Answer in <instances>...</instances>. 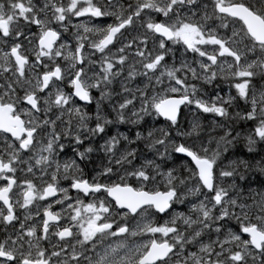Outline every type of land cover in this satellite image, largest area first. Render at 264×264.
I'll use <instances>...</instances> for the list:
<instances>
[{
	"label": "snow or ice",
	"instance_id": "snow-or-ice-1",
	"mask_svg": "<svg viewBox=\"0 0 264 264\" xmlns=\"http://www.w3.org/2000/svg\"><path fill=\"white\" fill-rule=\"evenodd\" d=\"M156 14L160 20L153 19ZM109 16L110 23H90ZM72 17L84 19L73 23ZM213 17L225 32L230 24L241 26L224 35L208 27ZM32 25L38 31L33 32ZM69 26L71 39L66 41ZM114 40L123 43L109 51ZM168 41L193 52L198 68L175 58L167 63ZM85 44L99 53L98 61L83 63ZM218 57H230L231 63ZM97 64L99 69L93 71ZM189 73L197 81L213 83L218 76L228 81L246 109L233 117L253 122L244 136L248 150L257 142L264 144V0H105L103 5L97 0H43L39 6L33 0H0V222L15 223L17 208L26 213L25 219L36 215L39 221L26 225L19 219L14 234L0 240V264H264V193L250 201L231 195L229 189L243 191L235 181L246 179L249 162L220 164L222 151L240 132L232 137L235 129L225 120L222 135L214 138L216 148H211L195 117L186 131L180 128V105L227 118V105H235L236 99L231 94H217L210 101L200 98L197 85L188 83ZM257 77L259 85L253 83ZM65 80L70 91L59 86ZM158 87L163 92L157 93ZM93 89L98 97L92 96ZM74 98L95 100V113L82 110ZM105 102L120 122L137 125L146 114L165 118L159 129L144 131L140 125L133 140L124 133L103 140L99 150L109 165L125 169L110 183L82 178L74 159L58 158V150L65 147L62 136L72 137L77 157L85 159L93 151L91 145L78 149L85 132L103 135L106 124L113 122L102 112ZM93 115L96 122L89 131ZM121 139L126 142L122 148ZM140 140L152 150L153 159L136 165L138 149L131 144ZM173 153L191 158L195 168L190 175L185 174L187 168L177 173L167 167ZM256 166L264 172V157ZM103 174L115 172L105 166ZM68 176L70 185L60 187L58 181ZM224 181L231 183L221 186ZM149 184L157 186L145 190ZM14 188L19 189L15 199ZM70 189L78 190L75 197L69 196ZM81 193L92 198L85 203ZM46 197L53 199L44 205L40 220L29 206ZM173 203L187 205V212L173 211L164 222L151 218L171 210ZM52 204L62 207L53 211ZM130 214L139 218L131 227L122 219ZM230 220L236 221V230L228 228ZM144 233L153 238L143 244H104L107 238ZM213 233L214 238L203 239ZM53 236L56 244L51 243ZM43 240L49 241V248L41 246Z\"/></svg>",
	"mask_w": 264,
	"mask_h": 264
},
{
	"label": "rangeland",
	"instance_id": "rangeland-1",
	"mask_svg": "<svg viewBox=\"0 0 264 264\" xmlns=\"http://www.w3.org/2000/svg\"><path fill=\"white\" fill-rule=\"evenodd\" d=\"M42 2H43V0H33V3H36L38 6ZM129 2H130V0H123V3H125V4H127ZM203 2H204V0H201V3H203ZM207 2L210 4L211 0H207ZM246 2L252 3L253 0H246ZM97 3L103 5L105 3V0H97ZM81 19H84V18L83 17H81V18L72 17L73 23L78 22ZM153 19L154 20H160L161 16L159 14H156L153 16ZM112 20H113L112 16H109L107 18H104V17L92 18L90 23L104 25V24L112 22ZM240 26L241 25L239 23L230 24L229 28L225 32L224 29L219 27V22L216 21L214 17L208 22V27H214L217 29L218 32L223 33L224 35H228L233 30L239 29ZM31 30L33 32L38 31L36 29L35 25L31 26ZM132 31H133V34H135V29H133ZM125 35L127 36L128 33H125ZM64 39L66 41L71 39V26H69L68 33L64 34ZM122 43H123V40H119V41L114 40L113 45L110 47L109 51H112L114 48H119ZM167 43H168L169 48L171 49V51L168 52L167 57H166L167 63L172 62L173 59L175 58L177 63L186 60L187 62L192 64L193 67L198 68V65L194 64V59H193L194 53L193 52L186 51L185 49H183L181 47L180 42L168 41ZM74 46H75V42L72 41L70 44V48H74ZM147 46L149 48H151L152 47L151 42H149V44ZM201 47H203V46H201ZM209 50H211V46H209ZM84 52L87 56V59L85 61H83V63H88L89 60L98 61L100 59L99 53H96L94 49H89L86 44L84 47ZM218 59H225L226 63H231L230 57L229 58H219L218 57ZM205 60H206V58H205ZM129 63H131V60H129ZM89 67H91V65H89ZM98 69H99V65L97 64L96 68L93 69V71H97ZM188 83H195L197 85V95L202 99L210 101V98L212 96L217 95V94H219L220 96H224L225 94H231L236 99L235 105H232V104L227 105V107L229 108V116L227 118L218 117L214 113H202V112H200V110L195 109L194 105H187L183 109L185 119H187V117H188L189 121L191 120V116L189 114H192V113L197 114L198 113L199 117L196 119L200 122V124L202 126V132H203L202 138L206 141V139H205L206 132H207V134L213 133V130L215 127L212 129V126H217L220 128V125H222L225 122V120H227L230 127L235 129L234 131L231 132L232 137H235L237 132H240V138L235 142H243V141L245 142L244 136L253 127V122L233 117V113L240 112V111L246 110V109L244 108L245 102L242 100H239L235 89H230L229 82L221 79L219 76L215 79V82H213V83H209V82L204 81V80L197 81L195 78H193L191 76V73H189L188 74ZM253 83L256 85H259V83H260L259 77H257L253 81ZM205 84L209 85L210 87L209 88L205 87ZM59 86L63 87L65 91H70V86L67 84L66 80L63 82V84H60ZM133 86H138V83H137V85H133ZM114 91H118V88L114 89ZM156 91H157V93L163 92V88L158 87L156 89ZM91 94L93 97L99 96V92L96 89H93L91 91ZM74 101H75V105L80 106L82 110L87 111L89 113H95V110H96L95 100H92L91 104H89L90 103L89 102L88 103L89 105L87 107L85 106L87 103H82L77 98H74ZM116 102H118V101H116ZM136 106L139 107V101H136ZM131 111H132V109L129 108L124 113V115L126 117H128V114ZM102 112L108 119H111L113 122L110 124H106L105 132L103 135L96 134L95 136H89V134L87 132H85L84 133V139L82 140V142L79 146V149H78V150L82 151L84 147L91 145L93 147V151L91 153L87 154V157L85 159L77 157L74 155V149H76L77 146L73 144L72 137L71 136H69V137H63L62 136L61 142L65 145V147L63 149H61L62 150L61 152H58V158L60 159L61 162L65 161V160H73L74 159L76 164L79 166V174L84 173L86 171L93 172L94 178H102L103 181L110 183L112 181L119 180L120 176L122 175V173L125 169L124 168L117 169L116 165L114 163L109 165L108 157L105 155V153L103 151L99 150V145L103 142V140L106 139L108 136L113 135L114 133L115 134L124 133L125 135L128 136L129 140H133V138L135 137V133L138 130L140 125L145 126L143 129L144 131H147L148 127H155L157 129H159L160 127H162V125L161 124L156 125L158 122L159 116H157L155 114L144 115L143 117H141L139 124H137V125L128 123L127 120L125 122H120L119 120L116 119V113H114L112 111V105L108 104L107 102H105L103 104ZM41 118H43L42 115H41ZM189 121H187L185 127H182V130H184V131L187 130V128L189 127ZM214 121H215V123H214ZM95 122H96L95 117L93 115V118L90 121H88L89 131L91 130V127L94 126ZM56 126H57L58 130L61 127L59 122L57 123ZM65 126H67V125H65ZM72 128L75 129V124L72 125ZM172 135L173 136L176 135L175 129H173ZM0 139H2V137H0ZM125 143L126 142L121 139L120 147L122 148ZM208 143L210 144L211 148H216L215 139L213 140V142L209 140ZM131 147L138 149V151L134 157L136 165L141 164L144 160L153 159L152 150L147 148L146 142H144L143 140L134 141L131 144ZM241 150H242V147H239L238 150L233 151V153H231L227 156H224V158L220 160L221 165L226 164L229 160H241L242 159V160L249 162V169L244 172L246 179L244 181H240L239 177H237L236 181H235L237 187L242 188L243 191L236 193V192H231V189H229V192L233 196L239 195V196L243 197L245 199V201H250L253 197H255L256 199H259L260 194L264 193V187L259 188L256 171H257V168H260V167L256 166V161H259L261 159V157H264V144L261 143L260 146L258 147L257 151H254L255 149H253L252 151H249L248 148H246L245 151L242 153ZM63 151H66L67 154ZM117 155H119V153H117ZM170 160L171 159L169 157L168 162H167V167H172V168L176 169L177 173H183L184 169L187 168L188 172L185 174L190 175L191 170L195 168L187 159H184V158L177 161V162H174L173 164L171 163ZM156 162L159 163V160L157 159ZM105 166L112 167L114 169L115 174H108L107 177H105V175L103 174V168ZM128 170L130 171L131 169H128ZM242 171H243V169H242ZM17 175H19V173H17ZM130 179L132 180L133 184L135 185V178H130ZM69 180H71L70 176H68L67 178L62 179L58 182H65V181H69ZM37 183H39V182L37 181ZM194 183L195 182L193 181V186H194ZM228 183H231V181H224V182H222L221 186H225ZM157 184L159 185V187L164 188L163 183L160 182L159 180H157ZM157 184H149L147 187L155 188L157 186ZM18 191H19V189L16 191V193ZM15 196H16V194H15ZM187 199L192 200L191 197H188ZM193 202H195V201L193 200ZM180 205L181 204L175 203L172 210L163 218L162 222L169 219L171 217L173 211L187 212V205L183 204L184 209ZM152 219H153V217H152ZM227 226H228V228H231L232 230H236L238 227L235 220L228 221ZM214 235H215L214 233L211 236L206 234V235H204L203 239L208 240V239L214 238ZM220 235H221V238H223V233H221ZM130 237L131 236H129V238ZM146 240H150V238H147ZM144 241L141 244H143ZM195 250H190V251H195Z\"/></svg>",
	"mask_w": 264,
	"mask_h": 264
},
{
	"label": "flooded vegetation",
	"instance_id": "flooded-vegetation-1",
	"mask_svg": "<svg viewBox=\"0 0 264 264\" xmlns=\"http://www.w3.org/2000/svg\"><path fill=\"white\" fill-rule=\"evenodd\" d=\"M205 87L209 88L210 86L205 84ZM91 102L92 101H90L89 104H91ZM89 104L87 103L85 106L87 107ZM189 115L191 116V119L193 117H195V118L199 117L198 113L197 114L196 113H192V114H189ZM187 121H189L188 117H187ZM80 175H81L82 178H85V179H87L89 181H92V182H97L98 181L100 183H106L105 181H103L102 178H94V173L93 172L86 171L84 173H81ZM70 183H71V180L65 181V182H59L60 187H65V188H67L70 185ZM149 188L150 187H146L145 190H148ZM160 188L163 189L162 187H160ZM17 190L18 189H16V188H14V190H13V196H12L13 199L16 198L15 194H16ZM77 191L78 190H71L70 189L68 194H69L70 197H75ZM101 195L102 196H106L107 194L101 192ZM55 198L59 199V193L55 194ZM79 198L82 199L85 203H87L88 200L91 199L92 197H87L83 193H81ZM52 199H53V197H46V198H44L43 201H39L38 203H34V204L30 205L29 206L30 213H38L40 220H42V216H43L42 209H43L44 205L51 203ZM97 199H99V197H97ZM108 199L111 200L110 197ZM68 202L71 203V200H69ZM113 203H114V201H113ZM174 205H175V203L170 205V209L171 210H172ZM180 206L183 208V204H181ZM60 207H62L61 204H52V209L51 210L56 211ZM171 210H166V213L161 214V213H155V210L153 209L152 212L155 213V215L152 216V217H153L154 220L162 222L163 218ZM16 215L19 217V219H25V217H26V213L23 210L19 209V208H17V210H16ZM19 219L15 223H11V224H9L7 226L4 225L2 222H0V240L5 239L7 236H9V234H14V229H15L16 225L19 223ZM122 219L127 220V223L131 227V226L135 225L138 222L139 218L136 216V214H130V217H125V218H122ZM63 222H67L66 219H63ZM25 223H26V225H32V224L39 223V221H38L36 215H31L29 219H25ZM147 238L152 239L153 235L149 234V233H144V234H138L135 237L131 236L130 238H129V236L128 237L120 236V237H118L115 240L111 239V238H107V239L104 240V244H113V243H118L120 241H123V242L128 243V244H141ZM51 243L52 244H56L57 243V240H56V238L54 236L51 239ZM41 246H43L45 248H49V241L48 240L41 241ZM60 246L63 247L62 244ZM50 250H55V249H50ZM189 250H195V248H191Z\"/></svg>",
	"mask_w": 264,
	"mask_h": 264
},
{
	"label": "trees",
	"instance_id": "trees-1",
	"mask_svg": "<svg viewBox=\"0 0 264 264\" xmlns=\"http://www.w3.org/2000/svg\"><path fill=\"white\" fill-rule=\"evenodd\" d=\"M184 110H182V112H180V128L182 129V127H185L186 126V123H187V120L185 119V116H184ZM162 125L164 126L165 125V120L161 119L160 117L158 118V122L156 125ZM211 127V126H210ZM209 127V128H210ZM215 127V128H214ZM214 128L213 130V133L211 134H205V139L206 141L208 142L209 140L213 142L214 138L215 137H218L220 135H222V131H221V128L217 127V126H212V129ZM260 142H258L256 145L253 146V149H255L254 151H257L258 150V147L260 146ZM239 147H242V153L245 151L246 148H248L246 146V143L243 141V142H234L233 144H230L228 145L227 147V151H222L221 153V159L224 158V156H227L231 153H233V151H236L239 149ZM58 152H61V150H59ZM67 154L66 151H63ZM247 153V152H246ZM170 161L171 163L173 164L174 162H177L179 160L182 159V157L178 156L177 154L173 153L171 156H170ZM257 179H258V184H259V188H262L264 187V172H261L260 171V168H257Z\"/></svg>",
	"mask_w": 264,
	"mask_h": 264
},
{
	"label": "water",
	"instance_id": "water-1",
	"mask_svg": "<svg viewBox=\"0 0 264 264\" xmlns=\"http://www.w3.org/2000/svg\"><path fill=\"white\" fill-rule=\"evenodd\" d=\"M78 100H79V98H77ZM80 102H82V103H89L90 101H88V102H85V101H81V100H79ZM185 105H180V108H179V113H180V110L184 107ZM160 118H162V119H164L165 120V118L164 117H161V116H159ZM177 154H179V155H181V156H183V157H185V158H187V159H189L190 161H191V158L190 157H188V156H186V154H181V153H177ZM191 163L193 164V166L195 167V164L191 161Z\"/></svg>",
	"mask_w": 264,
	"mask_h": 264
}]
</instances>
